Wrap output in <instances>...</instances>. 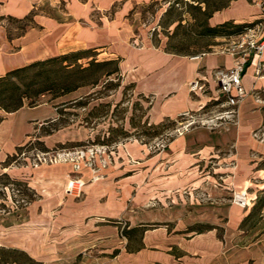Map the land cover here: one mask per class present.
Here are the masks:
<instances>
[{
	"label": "crops",
	"instance_id": "1",
	"mask_svg": "<svg viewBox=\"0 0 264 264\" xmlns=\"http://www.w3.org/2000/svg\"><path fill=\"white\" fill-rule=\"evenodd\" d=\"M162 1L0 0V20L7 17L23 23L21 32L14 37L6 35L0 23V76L36 61L85 50L101 55L100 51L105 49L108 60H117L122 82L130 85L137 96L149 100L145 108L150 122L196 111L201 101L191 99L188 83L200 76L212 89V70L230 68L232 58L211 53L195 57L172 55L154 47L149 39L135 46L133 36L137 31L133 30L130 17L137 13L138 7ZM49 8L57 13L45 11ZM92 18H97L96 22ZM261 18H264V0H233L213 13L208 25L250 24ZM63 25L73 27L62 34L59 28ZM253 66L249 64L241 78L248 95L238 107L237 124L220 127V136L215 137L207 128L196 127L171 140L169 171L155 176L152 182L144 178L133 181L134 176L127 175L126 166L101 177L100 170L82 171L75 178L83 183V198L59 201L60 211L53 222L45 217V204L54 202V193L60 195L65 191L68 178L62 174L64 165L42 169L41 193L37 186L31 187L41 196V205L37 207L40 205L42 211L37 213L30 206L29 224L45 219L47 235L55 222L58 237L64 241L82 233L113 241L119 236L117 227L103 219L124 220L128 223L127 237L131 234L140 238L139 246L126 252L135 253L141 264H264V77L256 79ZM52 103L35 107L25 104L16 112L5 114L0 123V163L14 153L15 147L23 145L35 124L57 117L56 104ZM38 109H44L42 115L25 119L28 129L17 142L9 141L10 132L1 137L8 118ZM215 147L220 150L230 147L231 153L216 155L212 153ZM211 158L217 159L213 168L215 176L222 177V184L217 186L214 176L198 172L200 163ZM158 172H161L159 168L153 174ZM46 173L49 177L45 180ZM135 186L138 192L146 186L155 189L157 206L136 209L133 203L128 204L126 195ZM231 190L246 195V209L226 203V194ZM165 194L170 198L168 206L161 203ZM149 201L147 197H138L136 203L145 206ZM126 239L129 241V237ZM26 241L16 246L45 264V258L39 255L32 241Z\"/></svg>",
	"mask_w": 264,
	"mask_h": 264
},
{
	"label": "rangeland",
	"instance_id": "2",
	"mask_svg": "<svg viewBox=\"0 0 264 264\" xmlns=\"http://www.w3.org/2000/svg\"><path fill=\"white\" fill-rule=\"evenodd\" d=\"M199 1L167 0L138 7L136 9L137 13L130 17L131 23H133V30L135 29L137 31V34L133 36V44L135 46L141 45L145 39H149L151 44L161 51L166 53L172 51L179 52L185 57H191L199 53H211L213 47L223 46L232 41L237 42L240 40L239 34L236 33L216 38L195 35L194 32L200 31L201 27L200 23L194 22L192 17H198V14L191 7L196 6ZM208 1L211 6L227 3V0ZM62 7V5L59 6L60 9ZM169 7H172L174 12L168 16H164L165 10ZM45 11L57 13L50 10V8L45 9ZM176 19L180 21L178 22V27L176 26L177 22H174ZM96 20L97 18H92L93 22H96ZM254 22V25H257L256 27L259 28L256 35L257 41L261 42L264 39V18ZM0 23L3 31H7V34L6 32L5 34L11 37L19 34L21 32L20 27H23V23H15L7 17L0 20ZM51 23L54 24L55 22L52 21ZM192 24H195V26H192ZM78 26L76 24V27ZM72 27L73 25H63L59 29H61L63 34ZM241 33H243L242 30ZM100 52L101 55L95 52L83 53L81 56L84 58L78 61H76L75 57H70L63 65L70 67L73 65L72 70L75 71L78 67L86 68L89 65L91 66L94 61H106L109 59L108 55L105 54L107 53L105 49ZM263 54L262 59H264ZM257 60L258 58H252L250 65L252 62L255 64ZM50 68V71L48 70L47 72H45V67L41 69L36 68L28 72L27 75L21 76L20 79H15V81L31 97L28 101H25L26 104L29 101L43 103H50L52 101V104H56L55 106L63 105V108L67 107L66 109L74 113V116H69L74 121L70 126L52 132L50 136L45 135V131L48 129V125L45 122L35 124L33 126V132L23 143L25 144L29 141V144L21 150L15 162L8 167L9 170L7 171L8 168L2 170L0 163V173L7 171L11 181L15 182L8 185L10 189H13V192H11L9 188H3L1 186L5 182L4 180H0V247L17 249L34 261L35 264L40 263L28 253L18 248L16 246L17 244L22 245L27 242L26 240H31L32 245L39 251V255L45 258V264H62L63 262L68 263V261H72L71 264H141L135 253L129 254L126 252L128 249L135 250L140 244V238L137 235L133 236L130 234L128 236L129 241H127L126 227L128 223L124 220L103 219L104 222L106 221L117 227L119 236L114 237L113 241L98 240L95 237L88 236L86 233L64 241L58 237L55 222L54 225H50L49 234L47 235L45 234V219H40L34 222V224H29L28 208L32 206L37 213L42 211L40 206L41 196L31 188L33 187L32 185L37 186V189L40 190L43 177L41 170L49 169L51 166L64 165L62 174H64L65 178H68L65 191L60 195L54 193V202H47L48 204H45L47 213L45 217L53 222L58 217L63 199L72 198L81 200L83 198V186L79 192L73 191L72 193H68L66 191L68 182L76 179L80 180L75 177L80 175L82 171L100 170L99 177H101L104 174L107 175L111 170H117L121 166H126L128 169L127 175L134 176L133 181L139 182L144 178L146 182L148 180L152 182L155 176L164 175L166 173L165 171H169V155L171 154L169 145L171 140L181 134L188 133L196 127H204L210 130V121L219 117L223 109H217L214 102H207L206 97L212 95V90H209L208 85H206L205 92L202 96L189 94L191 99L201 101L196 111H187L175 118H164L160 122L153 123L150 122L149 114L145 108L149 105L146 102L149 100L137 96L131 87L125 89L124 87L127 85L122 82V78L119 86L116 87L117 82L113 79L114 76L108 83L104 82L106 79L104 77L97 86L82 87L63 96H56L60 94L59 91L51 89V91L43 92L44 97H35L34 93L38 89L44 90L45 87L49 88L53 82L64 83L69 78L78 82H82V80L94 81L97 77L100 78V72L95 67L88 72L73 73L72 78L68 77V75H72V72L61 70L60 64L52 65ZM112 68L113 66L109 65L104 67L103 71H111ZM254 77L259 79L264 77V75L258 77L254 73ZM28 85L30 86L28 87ZM88 94L90 96L86 100H81L82 103H89L85 107L86 109L70 105L69 101ZM99 103H109L110 107L104 109L98 108L96 112L98 111L97 116L99 117L92 118L89 128L81 126L80 121L84 113L93 106L99 105ZM115 104H119V106L116 110H113ZM201 105H204L203 110H199ZM112 110L114 113L111 115ZM42 111L44 109L21 113L8 118L2 126L1 137L2 135L6 136L10 132L12 138L9 141L11 143L17 142L23 131L28 129L24 125L25 119L28 116H41ZM133 114L135 115L133 121L135 127H131L129 122ZM101 115L102 117H100ZM0 116H5L1 110ZM30 125L32 127V124H29V128ZM109 127H121L127 132V136L122 137L121 134L113 130L111 131ZM109 130L110 134H108ZM220 130L221 128H214L210 131L214 133L215 137H218L220 136ZM109 135H112L114 142L102 145L103 138ZM40 142L43 143V146L47 150H42L43 146L39 144ZM208 142L206 143L207 145L210 144V141ZM196 147L197 145L193 146L192 149H196ZM212 153L216 155L230 154L231 149L230 147H226L220 150L215 147V149H212ZM227 164L231 165V161H227ZM75 165L80 166L79 170H75ZM200 165L198 172L201 174L208 173L210 176H214L216 178V186L217 183L222 184V177L215 176V170H213L214 166H217V159H206ZM158 168L161 172H158L159 174H153ZM144 170L146 172H143ZM48 172H51V170H48ZM46 177H49L48 173L45 174V180ZM24 183H27V187H29L33 194L26 190ZM146 187V189L139 192L136 190L138 186L130 190L126 195L129 201L128 204L133 203L136 209L157 206L158 198H154V194H156L155 189L149 188V186ZM39 192L41 193V190ZM234 193L236 192L233 190L227 192L225 197L227 204L234 205L232 203ZM185 194L186 191L183 192L184 197ZM45 195L49 197V194ZM138 197L143 199L147 197L150 201L143 206L142 204H138V202L136 203ZM23 201H27V203L24 204ZM161 203H164L165 206L169 205L170 198L168 194L162 196ZM38 204L40 205L37 207ZM26 215L28 217L25 218ZM2 256L4 258V264H31L25 256L19 253L5 251L4 253L2 252Z\"/></svg>",
	"mask_w": 264,
	"mask_h": 264
},
{
	"label": "trees",
	"instance_id": "3",
	"mask_svg": "<svg viewBox=\"0 0 264 264\" xmlns=\"http://www.w3.org/2000/svg\"><path fill=\"white\" fill-rule=\"evenodd\" d=\"M167 1V0H164ZM233 1V0H227V3L222 4V5H210L208 0H200L198 2V4L194 7H191L198 15V17H192L194 22L200 23V27L201 30L198 32H194L195 35L197 36H209V37H220L223 35H231L233 33L236 34H241V30L244 31L245 28L247 27H253L254 23H250V24H233L231 22H225L223 24L220 25H216L214 27H211L208 25V19L213 15V13L218 12L224 8H226L229 3ZM203 5V6H202ZM173 9L172 7H169L168 9L165 10L164 12V16H168L170 14H172ZM174 22H177V27L179 26L178 22H180L178 19L174 20ZM192 26H195V24H192ZM229 32V33H228ZM239 32V33H238ZM87 52H94L93 50H85V51H79V52H75V53H69L66 55H61V56H56L53 58H49L43 61H36L33 62L31 64H28L26 66L11 70L9 72H7L5 75L0 76V110L4 112V114H9V113H13L16 112L17 110H19L20 108H22L26 103L25 101H28L31 97L29 96L27 91H23L21 89V87L16 83L15 79L17 78H21V76L27 75L28 72L36 69V68H44L45 67V72H47L50 68V66L55 65V64H60L61 70H65L68 72H72V75H68V77H71L74 74H78V73H84V72H88L90 71L92 68H97V70H99L100 72V78H96L94 81L91 80H85L82 82H78L75 81L74 79H67L65 80L64 83H57V82H53L52 85L49 86V88H46L44 90L42 89H38L35 93L34 96L35 97H44V91L48 92L51 91V89L53 90H57L59 91L60 94H57L56 96H63L66 94H69L71 92L76 91L79 88L82 87H87V86H97L102 78L106 77L105 81L106 83L110 82L112 79V77L114 76V80H116L117 84L115 85L116 87L119 86V83L121 81V73L118 67V62L117 60H106V61H94L92 63V65L87 66L86 68H82V67H78L77 70H72V66H68V65H63L66 60L70 57H75L76 61L84 58L81 55L83 53H87ZM169 54L172 55H177V56H184L181 53H176V52H168ZM203 53H199L196 55H192L191 57H195L198 55H201ZM81 56V57H80ZM112 65L113 68L111 71H103V68L106 66ZM249 64H247L248 66ZM50 71V70H49ZM74 73V74H73ZM72 80V81H71ZM30 85H28L29 87ZM131 86L128 85L126 88H130ZM55 96V98H57ZM90 94L85 95V96H80L78 98H75L70 102V105H73L75 107H80V108H85L89 103H82L81 100H86L87 97H89ZM54 99V98H53ZM81 102V103H80ZM43 102H33V101H29L26 105L28 107H35L39 104H42ZM119 104H115L113 107V110H116L118 108ZM110 104L109 103H99V105L97 104L96 106H93L92 108H90L89 110L86 111V113H84V115L81 118L80 121V125L85 127V128H89V124H91V120L94 117H99L97 116V112L96 110L99 109H104V108H109ZM136 107V106H135ZM56 108V112H57V117L54 120H50L45 122L48 125V129L45 131V135H50L52 132L54 131H58L62 128L68 127L72 124V122L74 121L73 118H70L69 116H74V113H71L68 109H66L67 107L63 108V105H57L55 106ZM86 109V108H85ZM141 109V107H140ZM112 110L111 115L114 113V111ZM107 111V110H106ZM102 117V115L100 116ZM134 118L135 115L133 114L130 119V125L131 127H135L134 126ZM4 120V116H0V123ZM109 129L114 132H117L118 134H121L122 137L127 136V132L125 130H123L121 127H109ZM110 130L108 131V134H110ZM114 142V138L112 137V135L108 136V137H104L103 141H102V145H105V143H111ZM29 144V141L21 146H17L15 147V151L14 153L7 155L6 158L4 159L3 162H1V169H7L10 165H12V163L15 162L16 158L19 156V154L21 153V150L27 146ZM41 146H43V143L40 142L39 143ZM42 150H47L44 146L42 147ZM0 180H4L5 183H0L1 186L3 188H9V190L11 192H13V189H10V187L8 185H11L13 183H15L14 181H11V178L9 177V175L6 172H1L0 173ZM13 180V179H12ZM26 190L30 191V193L33 194V192L29 189V187H27V183H24ZM24 204L27 203V201H23ZM5 251H10L11 253H19L22 256H25L26 259L31 263V264H35L34 261H32L30 258H28L23 252L17 250V249H5L3 247H0V253H1V257H0V264H4V258L2 256V252L4 253ZM5 263H9V262H5Z\"/></svg>",
	"mask_w": 264,
	"mask_h": 264
},
{
	"label": "built area",
	"instance_id": "4",
	"mask_svg": "<svg viewBox=\"0 0 264 264\" xmlns=\"http://www.w3.org/2000/svg\"><path fill=\"white\" fill-rule=\"evenodd\" d=\"M256 26L245 28L243 33L238 35L239 41H232L229 44L212 48L211 54L228 55L232 58L230 68L219 67L212 70L213 89H210L208 81L200 76L188 83L189 94L198 96L204 94L205 87L208 85V89L212 90V95L206 97L207 102H214L217 109H223L219 117L210 121V130L228 124H237L238 107L248 95L242 85L241 78L252 58H258L255 64L252 62L255 68L254 73L258 77L264 75V59L261 58L264 50V39L261 42L257 41L256 35L259 28ZM203 109L204 105H201L199 110ZM74 168L79 170L80 166L75 165ZM82 185L83 183L78 179L71 180L67 184L66 191L68 193L79 192ZM232 203L242 209L248 206V200L244 193H234Z\"/></svg>",
	"mask_w": 264,
	"mask_h": 264
}]
</instances>
